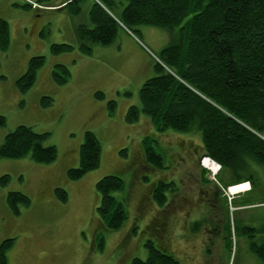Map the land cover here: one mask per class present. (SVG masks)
Wrapping results in <instances>:
<instances>
[{
	"label": "rangeland",
	"instance_id": "rangeland-1",
	"mask_svg": "<svg viewBox=\"0 0 264 264\" xmlns=\"http://www.w3.org/2000/svg\"><path fill=\"white\" fill-rule=\"evenodd\" d=\"M22 1L43 11L34 15L28 32L15 29L25 10ZM117 2L115 13L120 18L128 2ZM93 4L94 0L81 1L78 17L72 15L76 5L49 17L39 2L0 0V20L13 27L10 53L0 50V116L6 119V126L0 127V145L18 127L27 126L48 134L44 146L55 147L58 153L50 165L36 164L30 157L0 161V180L9 177L6 186L0 183V245L15 239L8 263L131 264L134 259L148 260L151 244L180 264H264L251 251L253 244L264 246V167L254 163L255 184L250 183V191L232 195L226 188L230 177L222 174L220 164L214 162L221 167L218 172L212 164L211 170L201 167L206 156L200 132H160L143 113L137 123L126 121L130 107L141 108L140 91L156 76L161 52L181 40L187 46V24L194 14L174 31L152 26L121 29L111 45H93L87 55L81 52L74 30L82 25L94 29L89 18ZM48 19V24H60L61 32H52L48 25L45 36H37L39 44L35 26ZM52 45H71L74 50L54 56ZM39 56L46 58V64L34 87L22 93L17 81L28 69L25 63ZM56 65L70 72L64 85L54 82ZM98 92L104 99L96 97ZM45 96L53 99L50 107L41 106ZM110 101L116 103L114 116L108 110ZM88 131L101 144V164L72 181L67 172L79 167ZM145 147L162 155L164 169L145 161ZM107 176L124 182L123 190L113 194L127 214L118 230H111L98 211L97 183ZM160 182L173 184L166 191L164 207L153 198ZM57 188L68 193L66 203L56 197ZM11 192L31 200L20 215L8 207Z\"/></svg>",
	"mask_w": 264,
	"mask_h": 264
},
{
	"label": "trees",
	"instance_id": "trees-1",
	"mask_svg": "<svg viewBox=\"0 0 264 264\" xmlns=\"http://www.w3.org/2000/svg\"><path fill=\"white\" fill-rule=\"evenodd\" d=\"M81 1L70 0L65 8L76 5L72 15L80 16ZM126 1L128 4L118 18L117 0H94L89 13L94 29L82 25L77 30L83 54L89 55L93 45H111L121 29L132 31L139 26H152L174 31L194 14L187 24V46L181 40L161 52L155 64L156 76L140 91L141 108L130 107L126 121L137 123L143 113L157 131L200 132L204 156L220 164L222 174L230 177L226 188L246 182L254 185L253 164L264 167V0ZM38 2L49 5L52 0ZM10 45L9 24L0 20V50L7 51ZM73 50L71 45L51 46L54 56ZM45 64L43 56L29 61L26 73L17 81L20 92L27 93L34 87L37 74ZM69 77L67 67L55 66L56 84H66ZM96 97L104 99L100 92ZM52 103L50 97L41 99L44 108ZM108 110L111 116L115 115L114 101L108 102ZM5 126L6 119L0 116V127ZM48 136L36 133L31 127H18L0 145V161L30 157L36 164L54 163L58 153L55 147L44 146ZM101 153L97 136L86 132L80 165L68 170V178L77 181L97 170ZM145 161L157 169L165 168L162 155L153 147H145ZM8 181L9 177L4 176L0 183L6 186ZM172 185L160 182L154 189L153 198L159 206L168 203L166 191ZM123 188L124 182L118 176H107L97 183L101 195L98 211L111 230L122 228L127 220L124 205L113 196ZM55 194L62 203L69 199L64 189L57 188ZM7 204L15 215H20V209L29 207L31 200L22 193L11 192ZM14 245L15 239L0 245V264H9L7 254ZM252 247L264 263V246L253 244ZM149 249L148 260L134 259L131 264H180L151 244Z\"/></svg>",
	"mask_w": 264,
	"mask_h": 264
},
{
	"label": "crops",
	"instance_id": "crops-1",
	"mask_svg": "<svg viewBox=\"0 0 264 264\" xmlns=\"http://www.w3.org/2000/svg\"><path fill=\"white\" fill-rule=\"evenodd\" d=\"M32 1L38 2L39 0H32ZM69 2H70V0H61L60 3L57 4V5H53L52 3L49 4V5H44L45 8H46L45 11L50 14L49 17H53L52 15H57V14H54V13H57L58 11H63L64 10L63 8H65V6ZM24 4H25V6H24L25 10L21 14H19L20 15L19 21H15V29L19 30L21 32H23L24 30H26L28 32L29 28H31L33 26V24H34V21H33V18H35L34 15L41 14V13H43V11L34 10L28 4H26V3H24ZM48 21H49V19L47 21L38 22V24L35 26L36 27V34H35V36H36L35 39L36 40L35 41H37V43H39V41H40L39 38H37V36L39 34H42V33H43L42 35H44L46 33L45 30L47 29L48 25L51 27V31L52 32H53V29H56L57 31L61 32L60 24L59 25L58 24L55 25L54 22H52V21H51V23L48 24L47 23ZM9 27H10V37H11V42H12L13 27L12 26H9ZM77 30H78L77 28L74 30V33H75L76 36H77ZM40 31H42V32H40ZM44 44L45 43L43 42L41 45H42L43 49H46ZM7 51H8V53H10V47H9V49ZM22 52H25V51H22ZM27 65H28V63L26 61L25 67H27Z\"/></svg>",
	"mask_w": 264,
	"mask_h": 264
},
{
	"label": "bare ground",
	"instance_id": "bare-ground-1",
	"mask_svg": "<svg viewBox=\"0 0 264 264\" xmlns=\"http://www.w3.org/2000/svg\"><path fill=\"white\" fill-rule=\"evenodd\" d=\"M126 30V29H125ZM160 62V61H159ZM208 158V157H206ZM209 160L213 161L212 159L208 158ZM216 171V168H213ZM250 191V182L248 183H244V184H240L238 186H232L230 187L229 193L234 195L236 193H242V191Z\"/></svg>",
	"mask_w": 264,
	"mask_h": 264
},
{
	"label": "built area",
	"instance_id": "built-area-1",
	"mask_svg": "<svg viewBox=\"0 0 264 264\" xmlns=\"http://www.w3.org/2000/svg\"><path fill=\"white\" fill-rule=\"evenodd\" d=\"M30 4H32L31 2H30ZM264 139V138H263ZM212 164V168H216L217 167V171L216 172H218L219 170H220V166L219 165H217V164H214V161H211V160H209L208 158H204L203 160H202V162H201V166L204 168V169H210L211 168V165ZM210 166V167H209ZM211 170V169H210ZM215 172V173H216Z\"/></svg>",
	"mask_w": 264,
	"mask_h": 264
},
{
	"label": "flooded vegetation",
	"instance_id": "flooded-vegetation-1",
	"mask_svg": "<svg viewBox=\"0 0 264 264\" xmlns=\"http://www.w3.org/2000/svg\"><path fill=\"white\" fill-rule=\"evenodd\" d=\"M215 194H216V195L219 194L217 190H216ZM251 251L253 252V254H255V250H254L253 247H251Z\"/></svg>",
	"mask_w": 264,
	"mask_h": 264
}]
</instances>
